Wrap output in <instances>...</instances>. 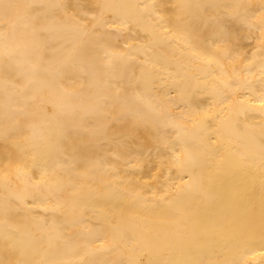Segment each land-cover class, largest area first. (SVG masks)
<instances>
[{
	"label": "bare ground",
	"instance_id": "bare-ground-1",
	"mask_svg": "<svg viewBox=\"0 0 264 264\" xmlns=\"http://www.w3.org/2000/svg\"><path fill=\"white\" fill-rule=\"evenodd\" d=\"M0 264H264V0H0Z\"/></svg>",
	"mask_w": 264,
	"mask_h": 264
}]
</instances>
